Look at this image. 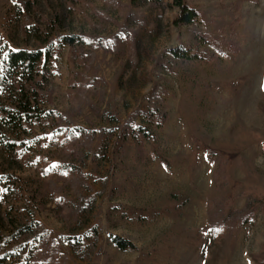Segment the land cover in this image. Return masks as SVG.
I'll list each match as a JSON object with an SVG mask.
<instances>
[{
  "label": "rangeland",
  "instance_id": "obj_1",
  "mask_svg": "<svg viewBox=\"0 0 264 264\" xmlns=\"http://www.w3.org/2000/svg\"><path fill=\"white\" fill-rule=\"evenodd\" d=\"M185 2L200 25L176 28L177 9L131 0H0V45L31 50L36 27L51 33L46 106L90 135L65 149L50 131L23 153L0 145V229L34 219L58 246L36 250L35 264L264 259V0ZM65 37L86 43L74 72ZM178 48L201 59H176ZM156 90L168 119L147 141L135 117ZM46 163L71 171L47 176ZM94 228L97 248L88 241L80 259L66 239Z\"/></svg>",
  "mask_w": 264,
  "mask_h": 264
},
{
  "label": "trees",
  "instance_id": "obj_2",
  "mask_svg": "<svg viewBox=\"0 0 264 264\" xmlns=\"http://www.w3.org/2000/svg\"><path fill=\"white\" fill-rule=\"evenodd\" d=\"M66 1V0H65ZM69 3L74 0H67ZM132 5L139 6L150 4L156 7L172 8L178 10V15L173 21L176 28L184 26H198L201 23L199 13L185 0H131ZM51 28L52 24L47 23ZM36 48L14 51L7 45H0V128L8 134L0 132V145L15 153H23L33 143L41 139V135L52 132L56 146L65 149L68 144L82 142L86 144L89 132L69 127L70 119L57 111L47 108L46 98L49 87L58 76L55 65V52L60 45L52 41V34L38 27L34 29ZM62 44L70 48L71 64L75 71L76 58H82V48L85 45L83 39L77 37H65ZM221 52H227L223 46H216ZM176 59L183 61H198L201 57L189 50L178 48L171 51ZM72 72V73H73ZM140 118L146 127H139L135 136L147 141L154 140L155 133L164 128L168 119L166 104L156 90L146 111L140 112L135 119ZM67 124H66V123ZM130 124H126V128ZM34 138L32 143L29 139ZM70 165L62 164L59 168L46 163L43 171L47 176L53 173L61 175L71 171ZM58 200V199H57ZM88 206L83 207L84 210ZM216 206L210 211L213 213ZM247 220V219H246ZM1 224V223H0ZM9 231L0 229V264H35V251L52 250L53 257L58 255V246L55 242L49 243L50 233L34 219L27 223L15 225L11 223ZM218 225H214L217 228ZM218 229V228H217ZM96 228L87 232L83 237L66 239V242L74 249L80 259H85L86 243L92 241L88 247L95 252L98 241ZM112 243L119 250L134 248L133 245L119 238H112ZM25 251L27 257L24 261L16 260V257ZM258 264H264V259L254 258Z\"/></svg>",
  "mask_w": 264,
  "mask_h": 264
}]
</instances>
